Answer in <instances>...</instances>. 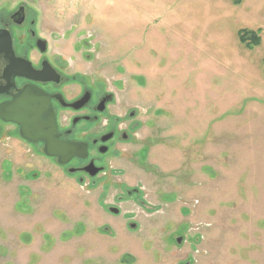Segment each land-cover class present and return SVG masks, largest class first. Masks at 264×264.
I'll list each match as a JSON object with an SVG mask.
<instances>
[{
	"label": "rangeland",
	"instance_id": "374dc122",
	"mask_svg": "<svg viewBox=\"0 0 264 264\" xmlns=\"http://www.w3.org/2000/svg\"><path fill=\"white\" fill-rule=\"evenodd\" d=\"M235 1H30L134 130L81 184L0 138V264H264V0Z\"/></svg>",
	"mask_w": 264,
	"mask_h": 264
},
{
	"label": "flooded vegetation",
	"instance_id": "af4514ba",
	"mask_svg": "<svg viewBox=\"0 0 264 264\" xmlns=\"http://www.w3.org/2000/svg\"><path fill=\"white\" fill-rule=\"evenodd\" d=\"M30 1L0 0V106L11 103L25 90L42 94L39 103L45 104L46 111L40 116L41 123H51L53 118L58 141L84 144L85 157H74L60 165L57 157L44 155V142L21 139L17 125L1 120L0 138H18L35 154L76 175L80 184L101 177L108 181L113 167L107 160L118 155L119 146L132 138L134 124L126 125L124 116L111 114L116 103L114 95L105 89L95 90L86 78L72 76L64 61L53 55L50 38L40 28L37 10L30 7ZM7 127L11 129L4 132ZM96 169L100 171L90 177ZM131 193L128 191L127 195ZM109 208L116 207H108L107 211ZM129 226L134 228L136 224Z\"/></svg>",
	"mask_w": 264,
	"mask_h": 264
},
{
	"label": "water",
	"instance_id": "95a60500",
	"mask_svg": "<svg viewBox=\"0 0 264 264\" xmlns=\"http://www.w3.org/2000/svg\"><path fill=\"white\" fill-rule=\"evenodd\" d=\"M17 75L22 76L23 74L18 73ZM41 99H43L42 94L30 90L23 91L11 103L0 106V120L17 125L21 139L30 143L39 140L44 142V155L47 157H57V163L60 165L66 164L74 157L84 158L86 152L84 144L61 143L58 141L53 118L50 120L51 123H41L40 116L46 111L45 104L39 103ZM69 107H75V110L79 109L74 105H70ZM99 171L100 169H96L89 176L94 177ZM108 211L114 215H117L119 212L116 208H109Z\"/></svg>",
	"mask_w": 264,
	"mask_h": 264
},
{
	"label": "trees",
	"instance_id": "16d2710c",
	"mask_svg": "<svg viewBox=\"0 0 264 264\" xmlns=\"http://www.w3.org/2000/svg\"><path fill=\"white\" fill-rule=\"evenodd\" d=\"M238 0L235 1L237 3ZM258 31H248L241 29L238 31L239 42L247 49L252 50L255 47L259 46L260 38L258 37Z\"/></svg>",
	"mask_w": 264,
	"mask_h": 264
}]
</instances>
